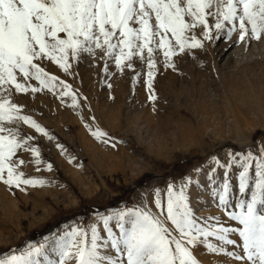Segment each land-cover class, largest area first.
<instances>
[{
  "label": "snow or ice",
  "instance_id": "obj_1",
  "mask_svg": "<svg viewBox=\"0 0 264 264\" xmlns=\"http://www.w3.org/2000/svg\"><path fill=\"white\" fill-rule=\"evenodd\" d=\"M234 35L237 43L264 40V0H0V184L15 194L46 183L23 170L32 163L40 171L42 163L31 143L35 137L23 125L55 139L21 114L22 106L10 99L14 92L46 88L80 107L71 86L45 70L46 60L65 75L82 57L102 60L105 74L114 61L121 73H134L133 85L143 76L148 99L155 101V77L161 68L177 70L174 57L198 60L208 44ZM81 122L103 145L122 143L83 116ZM56 147L65 155L63 145ZM206 256L264 264V139L222 157L211 154L190 173L154 187L151 199L97 211L86 226L10 249L0 264H207Z\"/></svg>",
  "mask_w": 264,
  "mask_h": 264
},
{
  "label": "rangeland",
  "instance_id": "obj_2",
  "mask_svg": "<svg viewBox=\"0 0 264 264\" xmlns=\"http://www.w3.org/2000/svg\"><path fill=\"white\" fill-rule=\"evenodd\" d=\"M236 39L208 44L198 60L174 57L177 70L161 68L155 77V101L148 99L143 76L133 85V72L121 73L110 61L105 74L104 62L88 57L71 61L68 75L51 61L43 65L81 97L78 108L70 106V97L57 99L46 88L34 94L13 90L10 99L22 106L21 114L55 139L23 125L35 137L31 143L42 161L40 171L32 163L23 170L26 177L46 183L15 194L0 184V256L72 225L86 226L97 211L151 199L154 187L164 188L169 180L190 173L211 154L222 157L229 149L264 139V40ZM135 67L141 70L138 61ZM81 116L122 143L103 145L85 129ZM93 116L94 124L89 119ZM68 157H75L71 164ZM24 158L32 159L30 153ZM204 198L207 207L211 202L206 193ZM226 259L205 257L207 264H225Z\"/></svg>",
  "mask_w": 264,
  "mask_h": 264
}]
</instances>
